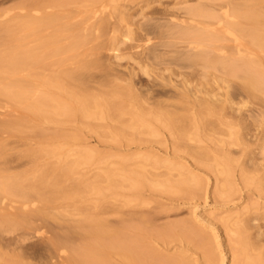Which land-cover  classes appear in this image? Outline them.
Here are the masks:
<instances>
[{
    "label": "rangeland",
    "instance_id": "obj_1",
    "mask_svg": "<svg viewBox=\"0 0 264 264\" xmlns=\"http://www.w3.org/2000/svg\"><path fill=\"white\" fill-rule=\"evenodd\" d=\"M29 1L0 0V51L22 34L0 58V264H107L88 228L129 222L137 236L145 218L163 257L242 264L238 230L264 225V95L225 85L179 37L204 0H104L103 25L70 14L31 37L19 26Z\"/></svg>",
    "mask_w": 264,
    "mask_h": 264
},
{
    "label": "bare ground",
    "instance_id": "obj_2",
    "mask_svg": "<svg viewBox=\"0 0 264 264\" xmlns=\"http://www.w3.org/2000/svg\"><path fill=\"white\" fill-rule=\"evenodd\" d=\"M103 1L104 0H31L27 5L28 9L30 10L28 11L24 21L20 22L21 24H19V26L23 31H26L27 35L29 32H35L37 29L39 30V33H42V31H44L45 29L44 27L50 25L51 22L53 24L56 23L57 20H60V22H62V20H66L67 22H69V20H67V16H70V14L76 16L77 13H85L86 15L90 14L91 17L89 16V19L94 18L96 19L95 24L99 25L102 23L103 25L105 21V16H103L105 14H103V9H101L102 5L103 7H105V4L102 3ZM204 1L203 3H198L197 6L186 10V15H188L190 22L188 24L185 22L183 23L182 21L179 22V24L181 23L180 25H184L183 29L181 28V31H179L181 33V36L179 37H181L183 41L186 40L187 42L199 44V46L203 47V51L195 55L197 56L195 57L197 58L196 60H201V63L203 61V64L205 63V66L207 67H219L223 74L226 76V78L224 77V83L230 82L232 84L233 82L234 84H236L234 82L235 80L238 81V84H241L242 82L241 86L243 88H240L244 89V91L247 92V97L248 95L250 97H254V95H256V92H261V94L264 95V0H252V2L251 0ZM146 2L148 3V5L150 4V2ZM145 6L147 5L145 4ZM49 9H58L59 14L57 13L56 15L52 12L53 10L51 11L52 13H47ZM166 14L169 15L171 18H174V16L176 15L175 13L170 12V10L166 11ZM77 16L79 17V15ZM73 18L74 16H72V19ZM171 18L168 20L171 21ZM74 20L75 18L73 19V21ZM184 21H186V19ZM163 24L164 23H162V25ZM174 24L178 25L177 22H175ZM170 25L171 24H169V27L172 26ZM73 26L74 25L72 24V27ZM146 26L143 25V28ZM74 28L75 26L72 29ZM67 29L68 28H66V30ZM178 29L180 30V27ZM7 30L8 31L6 32H10L9 28ZM64 30L65 29H63V31ZM27 31L29 32L27 33ZM11 33H9V35L7 36V43L5 41L6 46L2 51H0V58H3L7 55L9 56L10 53L8 50L13 53L14 49L11 50L12 46H9L11 45L10 43H12L13 41H19L20 35L22 36V34L17 35ZM32 33L29 35V37H31ZM216 53H218L219 56H216L218 55ZM240 80L241 82H239ZM222 88L223 87H221V89ZM225 91L227 92V90ZM13 95L18 101L24 100L27 97V94L25 92H17ZM252 99H255V97L251 98V100ZM53 103L54 102L48 100L47 98H41L38 102V105L53 106L54 108L59 107L61 109L65 108V106L62 107V105L54 106ZM244 103L245 105H247L245 101ZM248 104H250V102ZM172 118L173 117H171V119ZM54 185V182L49 183L48 180H42L41 182H39L38 186L49 188V190L53 193ZM2 189L11 192L14 195L17 193L22 194L23 192L16 185H14V183H11L9 185H3ZM36 189L37 186H30L29 191H36ZM58 193L60 194L61 192L58 191ZM25 196L26 193H23L22 197ZM44 197L45 200H50V197L45 194ZM141 222L144 224L142 225L140 223L142 227L146 224L144 228H146L147 230L143 229L142 227H139L140 229H138L140 234H138L137 236L132 235L131 232L129 233V228H131L127 225L129 222L126 224L122 223V225H119V227L117 228L114 226H109V228L107 227L104 233H99L98 229L102 228L105 225L103 222H100L88 228L87 233L90 237L87 238L99 241H101V239H106V253L109 257V261L107 262V264H113L110 261V258L113 259L115 258V256L119 257V261L121 264H183V261L180 256L163 257L161 256L160 252L158 253L155 251V249L152 248V246L150 247L148 245V242H146V239L149 235L151 236L150 229L148 227L153 221L149 222V219L145 218L141 220ZM164 228L160 233L164 237L170 236L173 233L175 234V232L177 231L176 229H178L174 225H170L165 229ZM253 228L256 229L254 233H247V231L241 232V230H238V242L240 245V252L243 256L241 262L242 264H264V246L260 241L254 239L255 237L257 238L259 236L263 237L264 239V231L262 233L259 232V229L264 228V225L257 227L250 226L249 230ZM151 231L153 230L151 229ZM154 236L157 235L154 234ZM207 254L210 255V253ZM74 264L80 263L75 262ZM91 264H95V262H92Z\"/></svg>",
    "mask_w": 264,
    "mask_h": 264
}]
</instances>
